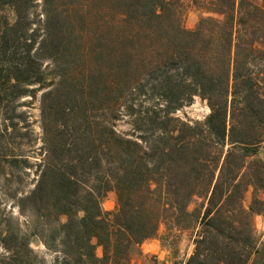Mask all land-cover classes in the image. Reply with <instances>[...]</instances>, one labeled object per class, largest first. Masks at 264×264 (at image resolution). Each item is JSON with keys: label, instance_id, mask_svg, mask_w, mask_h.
<instances>
[{"label": "trees", "instance_id": "16d2710c", "mask_svg": "<svg viewBox=\"0 0 264 264\" xmlns=\"http://www.w3.org/2000/svg\"><path fill=\"white\" fill-rule=\"evenodd\" d=\"M191 3L206 15L187 29L184 0H0V177L33 219L0 214V264H130L160 225L195 229L184 264H258L264 0ZM37 92L35 136L8 113ZM195 98L203 120L176 116Z\"/></svg>", "mask_w": 264, "mask_h": 264}, {"label": "rangeland", "instance_id": "374dc122", "mask_svg": "<svg viewBox=\"0 0 264 264\" xmlns=\"http://www.w3.org/2000/svg\"><path fill=\"white\" fill-rule=\"evenodd\" d=\"M192 0H184L185 2V11L182 17V25L187 29H192L197 24L200 17L205 16L206 14L197 10L191 3ZM38 4H40V0H37ZM3 16H5L10 22H13L14 15L10 8H5L2 12ZM34 87V86H31ZM30 87V88H31ZM39 96L40 92H37L35 99L30 97H21L16 100L12 107H15V112L8 113L9 116H13V123L19 122L18 126H21L22 119L18 116L19 112L25 113V119L29 120V129L32 131L33 135L39 134ZM208 114V108L204 102L200 101L198 98H195L193 103L189 106L182 108L181 110L176 112V116L181 119L186 120H198L201 121ZM4 121L3 114L0 109V129H3ZM16 135V133H15ZM12 142L14 145L18 143V137L14 136L12 138ZM254 158L260 159L264 161V142L259 145L256 150V154ZM31 186L25 187V190H28ZM259 199H264L263 192H257ZM252 199V188H248V191L243 199V206L247 208ZM206 202L201 197H195L189 203L187 210L195 211L196 213H202L204 211ZM115 207V195L113 192H107L106 195L101 200V208L104 211H112ZM257 207V206H256ZM12 213L13 218L17 219V224L19 228L28 232V228H26L27 222L32 224L33 219L27 215H20L18 213L17 208L14 204H12L11 199L5 196L4 192V183L2 178L0 177V214H8ZM60 221H65V217H61ZM253 225L255 230V235L257 237V248L258 254L255 255V259L258 264H264V214H258L253 217ZM195 229H186V230H166L164 226L160 225L155 236L150 238L151 242L157 241L161 247L166 249L168 252V258L166 259L172 264H184L186 259L185 256L191 248V252L193 249V235ZM153 240V241H152ZM30 246L34 249V251L45 258L47 262L52 260V255L49 254L44 246L39 242L36 237L30 238ZM141 252V246H140ZM96 255L100 256V249H96ZM157 256L156 253H151L146 258H142V252L140 255L135 256L131 259L130 264H153L154 258ZM158 257V256H157ZM159 258L163 259L162 256Z\"/></svg>", "mask_w": 264, "mask_h": 264}, {"label": "crops", "instance_id": "0c3cea01", "mask_svg": "<svg viewBox=\"0 0 264 264\" xmlns=\"http://www.w3.org/2000/svg\"><path fill=\"white\" fill-rule=\"evenodd\" d=\"M141 252H142V258H146L151 253H156L158 257L162 256L163 259L165 260L168 258V252L166 251V249L161 247L157 241L151 242V239H147L141 244ZM190 254H191V248H189L185 256V259Z\"/></svg>", "mask_w": 264, "mask_h": 264}, {"label": "built area", "instance_id": "2783aa9c", "mask_svg": "<svg viewBox=\"0 0 264 264\" xmlns=\"http://www.w3.org/2000/svg\"><path fill=\"white\" fill-rule=\"evenodd\" d=\"M153 264H172V263H170L169 261H167L165 259H161V258H159V257L156 256L154 258Z\"/></svg>", "mask_w": 264, "mask_h": 264}]
</instances>
